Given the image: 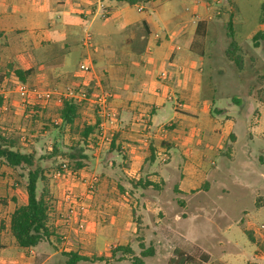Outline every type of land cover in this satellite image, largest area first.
Masks as SVG:
<instances>
[{
    "label": "crops",
    "instance_id": "crops-1",
    "mask_svg": "<svg viewBox=\"0 0 264 264\" xmlns=\"http://www.w3.org/2000/svg\"><path fill=\"white\" fill-rule=\"evenodd\" d=\"M160 1L166 5L137 21L131 16L127 5H123L126 2L116 0H0L2 128L9 123L4 115L8 103L12 99V103L17 104L14 90L4 86L8 76L13 81L16 69L31 72L26 82L29 80L37 83L39 88L47 89L52 77L68 81L72 79L73 84L84 82L85 74L79 66L87 61L113 93L111 104L119 112V123L108 151L110 162L98 157L97 153L92 155H97V158L91 157L87 151L80 154L85 157L83 165L77 169L81 179L90 174L97 175L101 170L97 175L98 182L90 189L82 181H58L61 189L55 190L53 210L49 213L47 224L50 236L36 247L19 248L9 229L10 215L17 206L27 203V192L20 193L14 189L8 193L7 183L0 184V190L5 191L0 193V264H134L125 253H135L140 249L139 243L144 244L147 239L165 235L162 232L164 223L171 224L167 227L171 238L182 237L189 224L188 217L178 215L147 217L146 228L140 233L142 240L130 242L138 236L139 231L131 223V217H124L127 206L141 203L146 207L151 206L160 214L170 213L171 207L178 206L184 207V213H190L193 209L199 211L200 208L205 213L208 195L214 189L225 191L222 181L228 177L238 149L242 158L252 161L254 149L264 143V136L255 135L252 128L261 121L260 108H264V102L249 93V101L243 99L250 106L245 112L246 119L241 120L245 111L240 106L243 99L234 96V107L231 106L227 99L230 94L220 84L221 77H224L222 69L211 66L207 77L205 58L210 62L215 59L205 55L204 46L200 52L195 48L198 24L205 22L203 33L207 38L215 23L211 0H193L192 7L185 8L186 13L176 12L169 0ZM220 2L213 0L214 5ZM139 7L143 10L139 11ZM137 9L143 12L146 7L139 4ZM103 12L107 15L105 19L100 16ZM98 18L102 23L94 28ZM253 31L264 32L259 18L252 30L254 34ZM87 33H91L93 38L90 46L83 42ZM7 37L14 40L10 44L1 40ZM263 42L253 49L264 47ZM144 54L148 56L145 58ZM218 58L232 62L227 58L226 50ZM4 67H7V71L2 72ZM164 71L168 74L167 78L161 77ZM96 72L93 79L86 76L85 80L89 82L91 79L89 83L95 84L98 78ZM236 72L240 74L243 69ZM244 72L249 77L257 76L250 69H244ZM216 77H220L219 81ZM224 101L228 108L225 104L218 105ZM58 106L60 109L61 105ZM237 107L240 108L239 112ZM255 109H260L256 120L253 117ZM88 112L79 110V118L73 127L66 128L70 132L69 140L76 143L83 141L82 131L77 126L91 124L88 119L92 115ZM229 112H234V116ZM222 114L226 115L225 119L218 118ZM82 118L86 121L80 124L78 120ZM99 121L97 119L92 123L96 125ZM45 133L48 134L47 131ZM92 134L86 142L95 136ZM72 153L78 155L76 150ZM72 153L66 154L71 157ZM115 153L120 156H115ZM212 155H222L230 161L217 168L216 162L211 160L213 169L210 170L205 160ZM163 156L167 158L164 162ZM91 162L96 165L93 173L87 169V163ZM245 163L241 172L256 174ZM119 164L121 171L135 181L136 200L118 181L113 188L112 175L117 172ZM17 180L20 178L17 177ZM67 184L89 207L81 217L86 228L79 234L75 231L76 223H73V230H68L62 222L66 210L63 193ZM21 185V181L15 183L16 190ZM111 195L118 198H108ZM258 200L264 204V196H256L257 217L264 215V206L257 203ZM99 201L105 209L95 211L94 206L100 204ZM3 212H8V216H3ZM102 213L112 217H102ZM172 218L175 222H182L180 226L173 225ZM241 224L245 230L246 223ZM254 236L258 235L250 232L249 237L257 250L259 246ZM158 242H152L154 255L146 258L143 264H168V261L163 262L165 252L160 240ZM218 246L219 251L211 248L205 250L199 246L208 254L204 257L205 264H226L216 259V255L224 251L222 242ZM116 248L122 249V253L112 254ZM181 249L178 246L170 254L166 252L170 255L168 259L174 258L175 251ZM260 252H253L256 257L253 256L248 263L264 264L261 260L264 255ZM79 257L82 259L78 260ZM161 261L163 263H159Z\"/></svg>",
    "mask_w": 264,
    "mask_h": 264
},
{
    "label": "rangeland",
    "instance_id": "rangeland-1",
    "mask_svg": "<svg viewBox=\"0 0 264 264\" xmlns=\"http://www.w3.org/2000/svg\"><path fill=\"white\" fill-rule=\"evenodd\" d=\"M209 2L211 3V6L214 7L213 11L215 23L212 24L210 28V34H208L207 38L203 33L204 28L200 30L201 33L198 34L195 46L198 52H200L202 50V46H204L205 55H210L211 58L215 59H212L213 61L210 62L207 57L205 58V69L207 77H209L210 75L211 66L216 67L217 69H222V76L224 77H221L222 83L220 84L222 86H225L223 90L229 92L230 96L227 99L233 107L234 105L232 98L234 96L240 97L241 99L245 98L247 101H249L247 99L249 93L253 94L256 98H258L260 102H264V47L257 48L256 50L253 49V47H255L253 46V37L257 32L253 31L254 34L252 33V30L256 26L257 20L259 18L260 6L264 2V0H221V2L217 5L213 4V0ZM168 3H170V5L176 8V12L184 13L185 8H191L194 1L169 0ZM139 4H143L146 7L145 11H138L137 7L139 6ZM123 5H127L126 7H128L129 12L134 19H136L137 21H141L144 18H147L148 15L153 14L155 9L160 8L161 6L166 4H164L160 0H141L135 5H131L129 3H124ZM186 16H188V18L190 17L189 14H186ZM101 23V19L98 18L96 24L94 25V28H96V26L100 25ZM230 24L233 28V31L235 33V39L237 40L240 49L238 53L243 56V72H240V74L239 72H236V70H238L239 68L233 62L229 60L231 62L229 63L224 60L225 58L223 60L218 58V55H222L225 50L227 51L230 45L231 39L228 36V33L230 31ZM94 28H92V32ZM12 38L13 37L1 38V40L5 42L7 41V43L9 41L10 44L11 41L14 40ZM144 56L146 58L148 54H144ZM244 69H250L257 76L249 77L247 73L244 72ZM1 71H7V67L2 68ZM96 74H98V78L95 84H92V82H87L89 83L88 86H82L83 82L80 84H73L72 79L71 81H68L65 79L62 80L60 78L52 77L50 79L49 85L47 86V89L44 88V90H56L59 93H65L68 87H71L75 90H79L82 86L84 88L81 87V89H85L87 92H92L93 94L98 90V84H100L104 88V90H108L105 83H103L100 74L98 72H96ZM216 78L218 79V77ZM25 84L30 87L39 88L37 83L35 84V82L33 83L29 80ZM4 86L5 88H11L12 91L14 90L13 94L16 95V99L14 101H16L17 104L12 103V99L10 100L12 102H10V104L8 103L7 110L4 111V115L9 119V123L8 125H3L4 127L2 129L7 136L19 138V148L21 150H24L25 152H30L33 149L35 150V157L40 162L45 176V179L40 181L38 184V192L40 194L44 193L45 195H47L48 202L50 204V211H52L54 195L56 193L55 190L57 188L58 190L61 189L60 187H58V180L54 179L53 177L54 172L59 169L60 165L64 162L69 163L70 167L77 171V168L74 165L75 161L72 160L71 157L66 154L72 153L74 151L73 149L75 148L76 142L69 140L70 132L66 131V128H56V124L60 121L58 104L61 105L62 103L58 101L57 97L53 96L46 104L39 105L40 116H38V119L35 120L32 117L33 114L27 109H29L30 107V111H32L37 105L32 103L25 104L22 101L21 97L15 89L14 82L10 79V76L7 77ZM40 89L43 88L40 87ZM55 102H57L58 104H54ZM225 103L226 102L224 101L222 103H218V105L222 106V104ZM78 104L81 105L80 110L83 109L84 112L89 111L88 113H91V118H89L88 116H83L84 118H89L88 120L91 122L89 126H93L94 124L92 122L97 121V119H102L101 114L97 112L96 104L94 105L93 102L82 101ZM17 105L21 107L18 108ZM225 106L227 108L229 107L228 104H225ZM240 106L245 110L244 114L242 113L241 120L244 118L246 119L245 112H248L250 105H248L243 99ZM260 109L262 112L261 121L259 124L253 125L252 128L253 133L255 135L264 136V108ZM260 109H255L253 111V117L255 120L260 114ZM237 111H240L239 107H237ZM229 114L234 116L235 113L229 112ZM225 116V114H222L219 115L218 118L225 119ZM84 118L79 119L78 122L80 121V124L84 123L86 121ZM57 125L60 126L59 124ZM46 126L50 128L47 130ZM80 126L77 127L80 131H82L84 128V124ZM94 126L96 127V129L92 135L95 136H93L92 139H90L88 142L82 141L81 147L84 149V151H87V153H89L91 157L97 158V155L92 156L93 153H97L98 157L104 159L108 163V161L110 162L111 160V158H108V151L111 142L100 139L98 137V125ZM46 131L48 132V134L45 133ZM110 131L111 132L107 134H115L116 128L114 130L111 129ZM111 139H113V136L111 137ZM263 149L264 143L261 144L260 147L254 149L252 161H247L245 158H242L241 152L238 149L236 159L233 163H231V169L229 170L228 177H226L222 181L225 186V191L222 192L221 190L214 189L210 193V195H208V204L205 207V213L202 212L201 208L199 209V211H195V209H193L194 211L190 213H184V207L178 206L171 207L172 211L170 213L166 214L165 212H162V214H160L161 212H157L156 210L152 209L151 206L146 207L141 203H139L138 205L129 204L130 206H127V208H125L126 211L124 217H131V223L139 231L138 236L132 238L130 242H138L142 240L140 233H142L143 229L146 228L145 219L147 217L165 218L175 217V215H178L177 217H188L187 223L189 224V226L187 227V232L183 233L182 237L178 236L179 238H171L170 232L167 229V227H169L168 225L171 224L164 223L162 226L164 230L162 232L165 235H163L161 238L152 237L150 239H147L144 244L139 243L138 245H143L145 251H147L150 248H154L152 242L156 241L157 243H159L158 241L160 240V244L162 245L161 248L165 252L164 255H162L163 262L169 261L171 258L168 259V257H170L169 254L172 252V249L174 247L180 246L181 248H183L181 249V251H183L186 256L191 255L199 264H205L206 262L204 261V257H206L208 254L203 252L202 249L199 248V246L205 248V250L211 248L216 251H219V242H222V245L224 246V251L223 253L217 254L216 259H220L223 261V263L226 264H249L248 262L252 260V257H256L253 252L261 251L260 253L264 255V236L259 237V234H257V237L254 236V239L257 242L256 245L259 246L257 250H255L256 246L251 241L248 235V233L250 232L256 234L254 232V228L258 225H264V215L257 217L258 211L255 205L256 196L258 194L264 196V153H262ZM116 155L120 156L119 153H115V156ZM211 160H214L216 162L217 168L225 166V163L230 161L222 155H212L211 157H208L205 160V164L210 170L213 169V166H211L210 164ZM117 162L118 160L116 161V163ZM245 162H247L249 167H252L253 171L256 172V174L247 175L246 173L241 172L242 167L246 166ZM91 163L92 164L87 163V169L90 173H93L96 170V165L93 164L94 162ZM121 164H119V167L116 168L117 172L113 173L112 175V180L114 181L113 188L115 182L118 181V183L123 184L125 186L126 190H129L128 192H130V194H132L133 198L136 200L138 193L134 190L135 181L130 180V177L123 171H121ZM100 172L101 170L98 171L97 175H99ZM97 175L90 174L89 177L95 176L98 179ZM17 177H19L20 180H17ZM27 178V169L24 168L23 170H15L0 161V184H4L5 182L7 183L8 193L12 192V190L14 189V191H19L20 193L27 192L25 187L27 183ZM20 181L23 186L21 185L19 189L16 190L15 183H20ZM258 190L260 192H258ZM0 193H5V191L0 190ZM114 193L116 194V191ZM117 196L115 197L111 195L108 198L115 200L118 198ZM99 202L101 206L99 203L96 205V207L94 206L95 211H101L105 209V206L101 203V201ZM257 203H260L261 206H264L263 202L259 200L257 201ZM107 209L108 207H106V210ZM2 215L8 216V212H3ZM102 217L112 216L107 213H102ZM171 220L173 225L176 224V226H180V224L182 223L175 222L173 218ZM240 220L241 223H246L244 224L245 230L243 229ZM166 224L167 226L165 227ZM148 227L151 228L149 224ZM166 247L168 248V251L166 250ZM141 249V247L140 249L138 248L137 252L135 253H125V256L128 257V259L134 264H136V262L139 260L143 261L144 263V260L146 258H149L150 256L143 257V250ZM166 252H169V254H166ZM117 253L120 254L122 252L119 251ZM261 260L264 262V259ZM163 262L161 261L159 263Z\"/></svg>",
    "mask_w": 264,
    "mask_h": 264
},
{
    "label": "trees",
    "instance_id": "trees-1",
    "mask_svg": "<svg viewBox=\"0 0 264 264\" xmlns=\"http://www.w3.org/2000/svg\"><path fill=\"white\" fill-rule=\"evenodd\" d=\"M119 2H126L131 5L137 4L140 0H116ZM259 21L262 25H264V3L260 6L259 12ZM205 22H201L198 24L197 32L201 33L200 30L204 27ZM230 26V31L228 36L231 39L230 45L226 51L227 58L232 61L239 69L243 68V56L238 53L239 46L238 42L235 39V33L233 28ZM254 46L259 47L261 41H264V32L258 31L254 37ZM31 72L24 71L21 69L15 70L16 77L19 78L20 81L26 83L27 76H29ZM2 80V78H1ZM0 80V82H1ZM34 110L30 111L33 115L32 117L37 120L40 113L39 104H36ZM80 104L76 103L74 100L65 99L61 107L59 109V124L56 123L57 129H65L67 127H73L75 121L79 118V110ZM29 113V114H31ZM28 114V115H29ZM32 118V119H33ZM99 121V120H98ZM54 125V123H53ZM98 123L96 124V126ZM47 130L50 127H47ZM96 127L95 126H84L81 134L83 137V142L94 133ZM78 145V146H77ZM73 150L78 151V155L71 154V159L75 161L74 165L76 168H80L83 165V160L85 157L80 154L84 151L81 147V142H77L75 148ZM35 150H31L30 152H25L19 148V138L18 137H10L7 136L0 126V161H2L5 165L12 169H27L28 170V178L26 183V191L28 195V200L26 204H22L17 206L10 215V233L14 238L16 245L22 249H29L32 247H36L39 245L44 239L50 236V229L48 227L49 213H50V204L48 202L47 195L44 193L38 192V184L40 181L45 179L43 168L35 157ZM250 235V233H248ZM251 238V237H250ZM252 239V238H251ZM142 248V256L148 257L154 255V249L150 248L145 251L144 246L140 245ZM122 251V249L116 248L112 251V254H116L117 252ZM175 257L171 258L168 261V264H196L195 258L190 256H186L183 251L176 250ZM67 256L73 257L74 255L67 254ZM77 258V257H76ZM82 258L79 257L78 260ZM136 264H143V261L139 260ZM199 264V263H198ZM251 264V263H250Z\"/></svg>",
    "mask_w": 264,
    "mask_h": 264
},
{
    "label": "built area",
    "instance_id": "built-area-1",
    "mask_svg": "<svg viewBox=\"0 0 264 264\" xmlns=\"http://www.w3.org/2000/svg\"><path fill=\"white\" fill-rule=\"evenodd\" d=\"M143 8L139 7V11H142ZM96 14V13H95ZM100 16L105 19L107 15L105 12L101 13ZM92 35L91 33H87L84 38V43L86 46H90L92 43ZM80 71L85 74L83 77L84 82L82 86H88L86 76L88 78H93L95 76L94 67L89 64L87 61H84L79 66ZM167 72L164 71L161 74L162 78H167ZM91 80V79H90ZM90 80H88L90 82ZM13 82L15 84V89L22 101L26 104H46L53 96L57 97L58 101L62 103L65 99H72L76 103H81L82 101H90L93 104H96L97 112L101 114L102 119L98 122V137L102 140L112 141L111 137L114 135L107 134L111 132V129H115L119 122V113L118 111L112 107L111 101L113 99V93L109 90H104V88L98 84V90L92 94L87 92L85 89L75 90L71 87H68L65 93H59L56 90H44L37 87H30L24 82L20 81L18 77L13 78ZM86 82V83H85ZM84 88V87H82ZM100 89V90H99ZM173 99V97H170ZM114 132V131H113ZM166 157L163 156L162 161H166ZM54 179L58 181H64L68 183L70 180L82 181L88 188L92 189L94 185L97 183L98 179L93 177H83L81 179L78 171L72 169L69 163L64 162L60 165V168L54 172ZM63 202L66 204V210L62 215V222L66 226L68 230H73V223H76L77 233H81L85 230L86 225L82 220L87 211L88 205L84 199L81 198L79 194L75 192L73 187L69 184L66 185L63 193ZM254 232L259 234L260 236H264V225H258L254 228Z\"/></svg>",
    "mask_w": 264,
    "mask_h": 264
}]
</instances>
